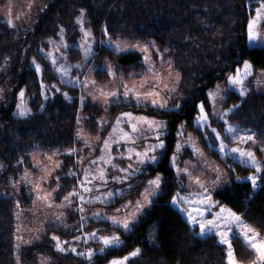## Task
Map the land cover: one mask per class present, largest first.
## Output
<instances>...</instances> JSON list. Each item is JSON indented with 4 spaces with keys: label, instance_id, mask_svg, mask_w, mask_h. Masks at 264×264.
I'll use <instances>...</instances> for the list:
<instances>
[{
    "label": "trees",
    "instance_id": "16d2710c",
    "mask_svg": "<svg viewBox=\"0 0 264 264\" xmlns=\"http://www.w3.org/2000/svg\"><path fill=\"white\" fill-rule=\"evenodd\" d=\"M81 8L86 10L88 25L97 37L107 25L111 36L152 38L161 50H168L167 58L174 62L183 77L177 94L187 99L183 113L157 114L151 108L141 109L130 104L111 106L105 110L89 99L81 108L83 90L62 83L40 51L41 48L45 51L54 48L49 40L60 43L61 26L65 29L63 39L68 44L79 41L81 32L75 25V18ZM253 12H250L247 0H49L47 9L36 15V22L29 28L17 30L0 20V86L5 89V97L0 101V163L3 164L0 191L8 194L0 192V264H16L18 215L22 208L29 207L27 204L33 195L26 193L24 187L16 190L11 181L31 164V151L38 148L64 151L76 147L80 143L75 135L80 123L85 122L94 129L95 120L106 111L113 117L121 112H133L152 114L157 119L169 121V155L149 168L147 173L126 182L127 185L133 184V189H124L123 197L106 205L108 209H115L128 200L137 199L148 179L158 173L163 174V194L145 210L141 222L132 232L119 231L124 244L107 253L96 254L93 264H108L112 258L127 255L136 247L141 248L142 253L129 264H225L224 246L218 244L217 238L195 236L187 219L170 203L169 193L177 191L178 185L169 159L174 152L176 125L186 120L188 129H196L192 123L195 104L204 99L217 82L226 79L241 57L251 61L254 68H264V50L251 46L245 38L246 18ZM70 52L72 58L80 55L77 48ZM96 56L98 59H109L118 69L139 71L144 68L139 52L115 53L103 45ZM33 58L46 69L45 84L61 89V92H56L49 88L47 100L31 66ZM4 62H7L5 67ZM95 76L109 78L103 73H96ZM20 89L25 90L26 105L31 108L29 117H20L15 113L20 102ZM62 92H67L72 99H65ZM179 102L184 103V100ZM228 102L240 103L234 116L245 125L256 127L264 136V90L251 89L245 98L232 93ZM77 118H80L79 123ZM21 159L23 164L18 163ZM74 159L62 155L63 168L57 174L63 176L69 171V167L75 164ZM234 165L238 174H249L251 171L237 163ZM74 184V181L64 179L66 187L61 191H71ZM216 197L241 214L248 223L264 231L261 227L264 225V191L253 193L247 182H232L220 189ZM16 201L20 202L19 207ZM69 220L75 222L73 218ZM94 229L101 230L102 234L118 232L110 222L96 220H90L83 231ZM74 230L73 226L68 229L62 225L49 227L39 239L21 247V264H40L42 258H47L48 264H88L84 258L70 252L61 253L54 247L53 234L70 240L77 234ZM150 235L156 237L155 243L149 242ZM232 243L237 256L246 260L250 252L242 240L236 238Z\"/></svg>",
    "mask_w": 264,
    "mask_h": 264
},
{
    "label": "snow or ice",
    "instance_id": "6c2138e0",
    "mask_svg": "<svg viewBox=\"0 0 264 264\" xmlns=\"http://www.w3.org/2000/svg\"><path fill=\"white\" fill-rule=\"evenodd\" d=\"M256 3L259 7L253 9L251 8V0H249L250 12L254 11L255 15L249 14V17L246 18L245 38L250 45H255L264 50V0H256ZM34 5L35 0H29L27 11L21 14L28 18V13L32 11ZM46 9L47 3L35 5L37 14ZM8 14L11 16V9H9ZM7 23L13 28L16 27L12 18ZM86 23V10L81 8L79 9V15L75 18V25L81 32L78 49L83 55L82 63L75 65L61 63L62 60H68L65 52L60 51L61 47L64 49L71 47L63 39L65 34L63 26L59 30V35L62 38L60 43L56 44L55 41L49 40L48 43L55 45L54 48L49 51H45L43 48L40 49L62 83L84 88H87L89 84L92 85L98 95L91 92L89 95L93 101L99 102L105 110L111 106L130 104L141 109L151 108L153 113L157 114L175 115L183 113L187 99L183 98L182 95H177L183 77L180 71L176 69L174 62L165 59V53L168 50L165 49L162 52L159 48L154 47V42H149V44L143 46L139 43L124 45L115 42L108 35L109 28L107 25L102 30L103 35L107 36V40L99 41L100 45L110 47L115 53H141L145 71L139 74L140 78L138 80L133 75L130 77L131 82L124 81L121 78L119 84H115L117 80L116 70L108 63L96 65L90 71H96L98 74L103 73L112 78L114 86L107 91L104 87H97V81L94 79L89 77L81 79L79 74L74 75L73 69H76L79 73L89 59L95 55L93 47L96 44L95 36L92 30L85 27ZM153 55L156 57L155 60ZM31 66L37 74V80L45 100L49 98L47 95L49 88L61 92V89L56 88L55 85L45 84L44 72L46 69L35 58H33ZM254 74L253 63L241 57L240 61L233 66L232 73L226 77L227 89H221L220 85H217L215 90H209L205 98L195 104L192 123L200 132L201 137L205 138L207 145L217 150L225 162L232 159L238 165L251 170L247 176L241 177L236 174V170L231 168V165L228 166L231 169L234 181L247 182L250 184L252 192L256 193L257 191H264V160L260 159L252 148L242 147V145L249 143H257L255 133L240 129L229 120V115L234 114L240 105L233 104L219 113L216 112L217 105L225 102L232 93H238L241 98L247 97L251 91L248 85L252 82L249 78L253 77ZM255 84L258 89L264 87V69L261 70L260 77L255 79ZM4 91L0 88V99L4 98ZM225 91L228 93L227 96L224 94ZM25 94L24 89L19 90L18 95L21 103L17 105L16 114L20 117L31 115V108L24 103ZM61 94L65 99H72L67 92ZM86 98L83 95L80 97L81 107H84ZM180 100H184V103L179 102ZM241 102L243 103V100ZM213 115L217 117L216 122L219 124V128L212 126ZM77 119L79 123L80 118ZM187 124L188 121L184 120L176 125L175 135L182 139L177 141L175 152L171 154L169 163L175 171L176 183L180 190L169 193L171 196L170 203L186 216L190 229L195 236L218 238V244L224 246L225 264H264V231L248 223L241 214L232 208L214 199L213 192L215 189L224 188L233 180H225V171L219 165H214L206 157L196 138L186 132ZM106 127H108L106 120L101 119L98 121V130L103 131ZM168 129L169 121L157 119L155 115L121 112L115 118L114 124L111 125V131L99 149L93 147L92 142L83 134L82 129L76 132L77 142L82 141L90 151L99 150L101 153L94 159H88L87 166H85V158L79 155L81 149L77 148L70 147L64 151L57 149L51 155L37 152L31 154V163L36 168L38 175L33 176L30 171L26 170L24 176L21 177V181L28 186L29 194L35 196L34 204L42 202L43 206L49 209L53 207L73 208V205H75V212L81 216L80 223L74 230L75 233L79 234H74L72 241L62 240L60 236L52 235L51 239L57 251L74 253L76 256L84 258L88 264H93V257L97 252L107 253L109 250L117 249L124 244L119 231L130 233L141 222L145 210L154 204L157 197L163 194L164 189L162 186L165 183L163 176L157 174L154 178L148 179L143 191L139 193L140 199L134 202L128 200L121 207L115 208L112 215L95 211L89 217L84 214L86 211L85 205L97 202L103 205L113 204L125 195V190L114 189L101 192V188L108 187L110 179L116 183L124 184L133 177L147 173L149 168L159 164L163 158L167 157L169 155L166 143ZM96 139L99 140V137H96ZM140 142H146L142 148L138 147ZM229 142L235 144V146L230 147ZM114 145L118 148L123 146L124 151L113 154ZM185 146L191 150V155L196 162L184 161L182 167L178 160L179 154L185 150ZM259 151L264 153V147H261ZM61 155L76 157L75 164L80 167L64 174L65 178L68 176L74 177L77 183L72 186L71 191L61 197V204L56 205V198L53 193L59 191L62 187H66L60 182L61 176L56 174L62 170L63 161H58L55 157ZM117 158L121 162L127 161V166L122 167L120 163L116 162ZM18 163L23 164V160L21 159ZM109 169L121 173V175L109 177ZM209 171L215 176L211 184L204 178ZM185 180L187 183H185ZM11 183L13 187L18 186L15 180H12ZM45 184H48V188L44 187ZM133 187V184L127 185L129 190H132ZM19 203V201H16L17 207H19ZM214 209L218 210L213 211ZM55 219L57 223H63V212L57 213ZM90 219L110 222L113 227L118 229V232L108 235H100L101 230L99 229L84 232L85 222ZM261 227H264V225ZM16 231L19 233L20 229L17 228ZM238 237L250 252L246 260L240 259L233 247L232 240ZM15 239V260L16 264H21V243L31 242L24 241L23 237L18 234ZM148 240L155 243L156 237L150 235ZM90 241H95L101 247L98 249L92 248L89 244ZM78 245H87V247L80 250ZM141 253V248L136 247L127 255L112 258L109 264H129ZM40 264H48L47 258H42Z\"/></svg>",
    "mask_w": 264,
    "mask_h": 264
},
{
    "label": "rangeland",
    "instance_id": "374dc122",
    "mask_svg": "<svg viewBox=\"0 0 264 264\" xmlns=\"http://www.w3.org/2000/svg\"><path fill=\"white\" fill-rule=\"evenodd\" d=\"M47 1H49V0H35V5H39L41 3H47ZM28 2H29V0H0V20H2L5 23H7V21L10 18L14 19V23L16 24L15 28L17 30H21V29L29 28L30 26H33V24L37 20V17H36L37 13H36V10H35V5L33 6L32 11L30 13H28V18H25L24 15L21 14V13L27 11ZM247 3H248V6L250 8L249 0H247ZM255 7H259V5L256 3V0H251V8L254 9ZM9 9H11V16L8 14ZM254 15H255V12L252 13V16H254ZM86 21H87V23H86L85 27L90 29V30H92L91 27L88 25L87 18H86ZM9 26L12 27L11 25H9ZM108 35H110V34H108ZM94 36H95V40H96V44L93 45L94 50H95V55L89 59L87 64H85L83 66L82 70L79 73L77 72L76 69H73V74L74 75L75 74H79L81 76V79H84L85 77H89L91 79L96 80L97 81V87H104L105 91H107L109 88L114 86L112 78L109 77V78H106V79H99L98 77H96L95 74L97 72L96 71H90L96 65H102V64H105V63L110 64L113 67V69H115L116 72H117V80L115 81V84H119L121 78L124 81L131 82L130 81V77H132L133 75H134L135 79H137V80L140 78L139 74L143 73L145 71V68H143V70H139V71H128V70L122 69V68L118 69L107 58L98 59L96 54L98 53L99 47L103 46V45H100L99 41L107 40V36L103 35V32L99 35V37H97L95 34H94ZM111 37H112L113 41L121 43V44H124V45H127L129 43H133V44L139 43V44H141L143 46L144 44H149V42H154V47L155 48H159L158 45L156 44V41L154 39H152V38L142 39V38L133 37V36H118V37L111 36ZM78 43H79V41L76 42V43L69 44V45H71V47L68 48V49H64V48L61 47L60 51L65 52V54L68 57L67 61H63L62 60L61 63H67V64H72V65H75L77 63H82L83 55H82V52L80 50H79L80 55L77 58L76 57L72 58V53L70 52L71 49H74V48L78 49ZM104 46H106V45H104ZM251 46H255V45H251ZM106 47H108V46H106ZM108 48H110V47H108ZM150 49H151V45H150ZM161 51L163 52L164 50H161ZM57 55H59V53H57ZM153 59L154 60L156 59L155 55H153ZM165 59L169 60L167 58V56H166V53H165ZM6 63L7 62L3 63V67H5L7 65ZM157 66L159 67V65H157ZM262 69H264V68H259V69L255 68L254 76L249 78L252 81L248 85V87L250 89H254L256 91L257 90L258 91L259 90H264V87L258 89L256 87V84H255V79L260 77ZM231 73H229V74H231ZM57 76H58V74H57ZM58 78H59V76H58ZM217 85H220L221 89H225L226 90L227 89V81H226V79L221 81V82H217L209 90H215ZM76 87H79V86H76ZM0 88L4 89L2 86H0ZM80 88L83 90L82 95L87 97L86 100L89 99V100H91V102H97V101H93L91 96L89 95L90 92L98 95V93H96V89L92 85L89 84L87 86V88H84V87H80ZM4 93H5V91H4ZM224 94L227 96L228 95L227 91H225ZM228 100H229V98L226 99L225 102L220 103V104L217 105V108H216V112L217 113H219L220 111H223V109L226 108V107H231L233 104L240 105V103H229ZM0 101H1V99H0ZM20 103H21V101L19 102V104ZM24 103H26L25 100H24ZM97 103H99V102H97ZM80 105H81V101H80ZM15 113H17V110H16ZM115 118L116 117H113L112 115H110L108 113V111H106L105 114L102 117H100L99 119L95 120L96 121V123H95L96 124V128L91 129L90 127L87 126V124H85V122H84L85 117L83 116V122L84 123L83 124L80 123L79 130L82 129L83 130V134L92 142L93 147H96L97 149H99L100 145L102 144L104 139L107 138L108 133L111 131V125L114 124ZM101 119L106 120L107 124H108V127H106L103 131L98 130V121H100ZM212 120H213V125L212 126L219 128V124L216 122L217 117L215 115L212 116ZM229 120L231 121V123H233L234 125L238 126L240 129H243V130H245L247 132L255 133L257 143L256 144L249 143L247 145H242V147L252 148L253 150L256 151L257 156L260 159L264 160V153H261L259 151V149L261 147H264V136L260 133V131L254 126H250V125L247 126L244 123L240 122L239 120H237V118H236V116H234V114H230L229 115ZM93 122H94V119H93ZM169 132L170 131L168 130V135H169ZM186 132L190 133L194 138H196V141H197L199 147L203 149L206 157L208 159H210L213 162L214 165H219V167L225 171V173H226L225 180H233V182H243V181H234L231 169H229V167H228L229 165H231V168L236 170V167L234 165L235 162L232 159H228L225 162V160L218 154L217 150L212 149L211 147H209L207 145V141L205 140V138L201 137V134H200L199 131H197V129L190 130V129L186 128ZM96 137H99V140H97ZM181 139L182 138L176 136L175 145H176L177 141L181 140ZM144 143H146V142H140L138 147L142 148ZM166 143H168V136H167V139H166ZM229 144H230V147H234L235 146V144H231V142H229ZM175 145H174V152H175ZM73 148L81 149L79 155H80V157H84L85 158V166H87V160L88 159H94L97 156L101 155L99 150H97L95 152L90 151L89 148L84 146L82 141H80V143L76 147H73ZM56 151H57V149L48 150V149H40V148H38V149H35V150L31 151L30 157H31V154L34 153V152L41 153V154L48 153L49 155H51L52 153H54ZM112 151H113V154H115L118 151H124V147L121 146V147L118 148L117 146L114 145ZM61 156L55 157V159L58 160V161H62L61 160ZM74 158L76 159V157H74ZM41 159H42V156H41ZM75 159H74L73 163H75ZM184 161H191L192 163L196 162L195 158L192 157V155H191V150L188 149L187 146H185V150L181 154H179L178 163H180L181 166L183 167L184 166V164H183ZM116 162L120 163L122 167H126L127 166V161L121 162L119 160V158H117ZM0 166H2V167H0V170H1L3 168V164L0 163ZM79 167L80 166L74 164L73 166L69 167V171L77 169ZM26 170L30 171L33 176L38 175L36 168L31 163L30 165L26 166L23 169V171L20 173V175H18V178L15 179V181L17 182V185H18L15 188L17 190L18 187H24L26 189V193H29L28 186L23 184V182L21 181V177L24 176V173H25ZM158 174L163 176L162 173H158ZM236 174H238V173H236ZM57 175H59V174H57ZM112 175H121V173H117V172H114L113 170L109 169V177H111ZM238 175H240L241 177H244V176H247L248 174H238ZM63 176L65 177V175H63ZM63 176H61V181H60L62 185H63V180L64 179H66V181L72 180V181H74V183H77V181H76V179L74 177L68 176L67 178H64ZM204 178L208 181L209 184H211V181L213 179H215V176H214V174L211 171H209ZM185 183H187L186 180H185ZM227 185H229V184H227ZM52 186L54 187L55 185L53 184ZM72 186L73 185H71V187ZM44 187L48 188V184H45ZM71 187H70V189H71ZM62 188L64 189L65 187H62ZM114 189H125L126 190L128 188H127V184L126 183L119 184V183H116L114 181H111V179H110L108 187L107 188H101L100 191L101 192H107L109 190H114ZM220 189H222V188H216L215 191L213 192L214 199H216V200H218L217 197H216V193ZM49 190H51V189H49ZM178 190H180L179 186H178L177 191ZM13 191L14 190H12L11 194H13ZM0 192H1L2 195L6 193L4 190H2ZM62 192H64V191H61V189H60L59 191L53 193V195L56 198V200H55L56 205L61 204V197L68 193V192H64V194H63ZM60 194H61V196H60ZM93 195H95V193H93ZM137 199H140V196ZM137 199H134L133 202L135 200H137ZM34 201H35V196L33 195V199L32 200L30 199V202L27 204L29 207L28 208H22V210L20 211V213L18 215V228L20 229V232L17 233V234L21 235L23 237L24 241H30L32 243L34 240L39 239L41 237V235L49 227L53 228V226L62 225L66 229H68L69 227H72V226L76 227L80 223L81 216H80V214L75 212V210H74L75 209V205H73V208L53 207V208L49 209V208L44 207L42 202H37V203L34 204ZM122 205L123 204H121L118 207H121ZM85 208H86V211H85L84 214L89 216V217H91V214L93 212H95V211L105 212L108 215H112L114 213V209H108L106 207V205L100 204L99 202L93 203V204H90V205H85ZM215 210H218V209H214L213 211H215ZM60 212H63V214H64L63 223H57L56 219H55L57 213H60ZM71 213H73V214H71ZM182 215L185 217V219H187L186 216L183 213H182ZM69 218L75 219V222H71V220H69ZM90 220H94V219H90ZM90 220L85 222V226L88 224V222ZM83 230H84V228H83ZM96 230H98V229H94L92 231H96ZM92 231H84V232H92ZM77 234H79V233H77ZM99 234L100 235H108V233L102 234L100 232H99ZM72 239H73V236L70 238V240H67V239H62V240L72 241ZM121 239L123 240L122 237H121ZM27 244H30V243H23L22 242L21 243V247L23 245H27ZM89 244L94 249H98L99 247H101V245L96 243L95 241H90ZM78 247H79L80 250H83V248L87 247V245H78ZM96 254H99V252H97Z\"/></svg>",
    "mask_w": 264,
    "mask_h": 264
}]
</instances>
